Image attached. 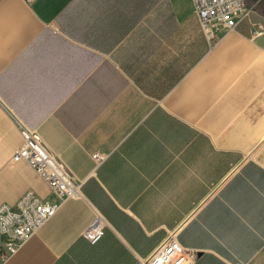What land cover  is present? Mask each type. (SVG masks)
Wrapping results in <instances>:
<instances>
[{"label": "crops", "instance_id": "0c3cea01", "mask_svg": "<svg viewBox=\"0 0 264 264\" xmlns=\"http://www.w3.org/2000/svg\"><path fill=\"white\" fill-rule=\"evenodd\" d=\"M21 127L80 193L0 264H264V2L209 38L191 0H0V205L55 201Z\"/></svg>", "mask_w": 264, "mask_h": 264}, {"label": "built area", "instance_id": "2783aa9c", "mask_svg": "<svg viewBox=\"0 0 264 264\" xmlns=\"http://www.w3.org/2000/svg\"><path fill=\"white\" fill-rule=\"evenodd\" d=\"M191 2L201 29L209 38L220 30L234 29L237 17L245 11V0H191ZM21 134L22 144L15 148L11 159L27 162L47 183L55 201L43 199L34 191L28 190L14 204L0 205L3 261L9 254L15 253L23 241L40 229L57 211L64 199L78 197L81 186V181L70 175L62 161L46 147L37 131L21 127ZM92 157L99 162L105 156L96 152ZM105 226V219L98 215L85 228L83 236L90 243H95L101 238ZM182 251H186L191 259H195V251L182 247L175 233L171 232L157 251L143 259L141 264H170Z\"/></svg>", "mask_w": 264, "mask_h": 264}, {"label": "trees", "instance_id": "16d2710c", "mask_svg": "<svg viewBox=\"0 0 264 264\" xmlns=\"http://www.w3.org/2000/svg\"><path fill=\"white\" fill-rule=\"evenodd\" d=\"M260 2H264V0H260Z\"/></svg>", "mask_w": 264, "mask_h": 264}]
</instances>
